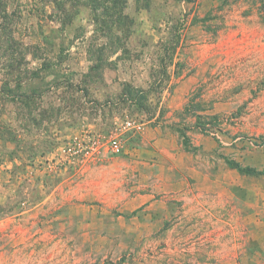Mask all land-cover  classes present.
<instances>
[{"label": "rangeland", "instance_id": "rangeland-1", "mask_svg": "<svg viewBox=\"0 0 264 264\" xmlns=\"http://www.w3.org/2000/svg\"><path fill=\"white\" fill-rule=\"evenodd\" d=\"M212 2L216 36L125 0L136 27L107 46L86 8L0 0V264L116 259L166 223L171 264H264V174L229 165L264 171V0Z\"/></svg>", "mask_w": 264, "mask_h": 264}, {"label": "trees", "instance_id": "trees-1", "mask_svg": "<svg viewBox=\"0 0 264 264\" xmlns=\"http://www.w3.org/2000/svg\"><path fill=\"white\" fill-rule=\"evenodd\" d=\"M53 1L56 3V7L58 8L57 19L65 23L70 22L71 18L74 16V14H76L79 8L83 7L88 9L94 25V31L107 39V46L119 45L122 39L126 38L127 35H129L130 32H132L136 27L135 22L123 13L125 0ZM134 1L136 3L142 4L145 7H147L150 2V0ZM179 2L183 6L181 25H184V27H186L187 23H190V25L201 24L206 30L211 31L214 36L219 34L220 30L226 29L227 26L224 23L218 22L221 19L219 12L222 10V8L219 5H214L212 0H179ZM258 8L260 9V14L262 20L264 21V6L260 3ZM3 12L5 13V49L11 48L12 51L14 45L19 44V41L13 32L12 18L9 19V14L6 9ZM178 37H181V34H177L176 39L174 35L172 36L171 41H173L170 45L171 47H165L164 53H168L169 50L174 51L179 46ZM10 68L11 70L13 69L11 66ZM182 71L183 66L180 67L179 75L182 74ZM189 74L190 73H186L183 78L188 77ZM163 78H159L156 82H153L148 90H137L138 92L144 94L142 95L144 101L147 100L148 92L153 90V88L156 86V83H159V86L161 85ZM122 95L125 100H131L141 108H146L144 107L143 103L136 100L134 101L126 89H123ZM199 100L201 102L197 101L196 104L200 108L202 100ZM210 102H212V100H210ZM207 117L208 116L206 115L203 116V118ZM209 125H212L215 128H218L219 126L218 122H209ZM229 165L238 172L247 175L259 177L264 174V171L256 170L251 167H242L236 162H231ZM168 226L169 223H166L159 231L144 237L135 248L124 252L116 259H113L111 256H106L103 258L99 257L91 263L84 262L83 264H171L170 259H178L172 257L174 256V253L172 254L168 251V249H166L168 247L164 236L166 235L165 232L169 228Z\"/></svg>", "mask_w": 264, "mask_h": 264}, {"label": "built area", "instance_id": "built-area-1", "mask_svg": "<svg viewBox=\"0 0 264 264\" xmlns=\"http://www.w3.org/2000/svg\"><path fill=\"white\" fill-rule=\"evenodd\" d=\"M112 147H113V148H116V147H117V143H116V141H113V143H112Z\"/></svg>", "mask_w": 264, "mask_h": 264}]
</instances>
